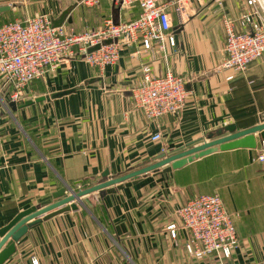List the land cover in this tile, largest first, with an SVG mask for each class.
Returning a JSON list of instances; mask_svg holds the SVG:
<instances>
[{
    "label": "crops",
    "instance_id": "crops-1",
    "mask_svg": "<svg viewBox=\"0 0 264 264\" xmlns=\"http://www.w3.org/2000/svg\"><path fill=\"white\" fill-rule=\"evenodd\" d=\"M246 1L190 0L178 10L169 6L176 45L168 48L166 60L140 45L124 46L119 60L102 72L73 59L32 81L15 109L0 78V228L24 210L53 204V195L63 187L84 190L154 164L161 155L217 139L209 136L228 125L242 131L264 122V54L231 80L232 72L222 68V18L235 20L237 31L246 30L237 23L248 11ZM78 2L0 0V26L38 14H51L54 21L70 9L62 26L81 32L108 17L125 22L137 15L136 8L120 10L112 0H100L93 8ZM144 64L150 65L152 76L169 70L187 80L191 94L176 116L147 121L133 106L130 90L139 83ZM65 91L70 92L23 107ZM156 132L161 138L152 141ZM255 155L250 149L218 151L179 169L165 165L87 195L76 210L47 220L39 217L4 264H30L32 258L41 264L263 261L264 166L254 161ZM213 193L235 215L238 247L225 261L215 256L194 260L184 250L188 235L177 212L190 199ZM169 225L176 227L175 238Z\"/></svg>",
    "mask_w": 264,
    "mask_h": 264
},
{
    "label": "built area",
    "instance_id": "built-area-1",
    "mask_svg": "<svg viewBox=\"0 0 264 264\" xmlns=\"http://www.w3.org/2000/svg\"><path fill=\"white\" fill-rule=\"evenodd\" d=\"M190 0H112L118 9L136 8L137 15L129 21L116 22L112 17L104 19L92 30L75 32L64 26L54 27L51 14H38L24 22H8L0 26V78L2 91L9 94L14 103L25 100V89L35 80L43 79L62 64L81 59L90 67L102 72L115 64L124 46L140 45L144 51L161 54L167 59L168 48L175 47L174 29L169 6L177 10ZM220 2L222 0H214ZM100 0H79L85 7H96ZM248 11L237 21L222 18L225 32L226 60L223 69L232 74L244 73L248 65L264 54V0H247ZM109 42V43H107ZM98 47L92 52L89 49ZM166 62V61H165ZM187 80L166 70L163 76H152L149 64L141 66V79L130 90L133 106L140 110L147 121L165 115L179 114L191 92L186 89ZM3 107L0 105V116ZM158 132L152 141L160 140ZM254 161L264 166V139L257 143ZM181 229L188 239L184 244L187 255L194 260L215 256L220 261L231 258L238 247L233 223L235 215L228 213L216 193L190 199L177 212ZM167 230L176 236L175 225ZM30 264H41L32 258ZM256 264H264V260Z\"/></svg>",
    "mask_w": 264,
    "mask_h": 264
},
{
    "label": "water",
    "instance_id": "water-1",
    "mask_svg": "<svg viewBox=\"0 0 264 264\" xmlns=\"http://www.w3.org/2000/svg\"><path fill=\"white\" fill-rule=\"evenodd\" d=\"M69 11L70 9L64 11L56 20H54L53 26H61ZM97 48L98 47L91 48L88 50V52H92ZM69 92L70 91L58 92L52 94L49 97L36 98L34 101L25 102L23 107L29 106L32 103L48 100L49 98L61 97L68 94ZM10 105L13 106V109H15L14 102H12ZM213 137H217V139L211 140L210 142H205L200 146H196L169 157L161 155L158 158V162L154 164L140 168L117 178L104 180L102 183L94 185L90 188L75 192L71 188L63 187L53 195V198L57 200L53 204L44 208L32 207L20 212L6 226L0 228V264H4L15 253L16 243H18L19 240L25 235L29 227L39 221V217H42V220H47L60 213L69 210H76V205L82 203L81 198L101 191L111 185H115L128 179L155 171L165 165H170L171 168L175 170L197 159L218 151H229L233 149L255 150L258 140L264 139V122L242 131H237L235 125H228L223 129H219L215 135L209 136L210 139ZM107 176L108 172H104L102 174L103 178H106ZM66 192L69 194L65 197Z\"/></svg>",
    "mask_w": 264,
    "mask_h": 264
},
{
    "label": "trees",
    "instance_id": "trees-1",
    "mask_svg": "<svg viewBox=\"0 0 264 264\" xmlns=\"http://www.w3.org/2000/svg\"><path fill=\"white\" fill-rule=\"evenodd\" d=\"M87 187H89V186H84V189H87Z\"/></svg>",
    "mask_w": 264,
    "mask_h": 264
},
{
    "label": "rangeland",
    "instance_id": "rangeland-1",
    "mask_svg": "<svg viewBox=\"0 0 264 264\" xmlns=\"http://www.w3.org/2000/svg\"><path fill=\"white\" fill-rule=\"evenodd\" d=\"M87 64V63H86ZM88 65V64H87ZM89 188V187H88ZM83 190V189H82ZM78 191H81V189L80 190H78Z\"/></svg>",
    "mask_w": 264,
    "mask_h": 264
}]
</instances>
